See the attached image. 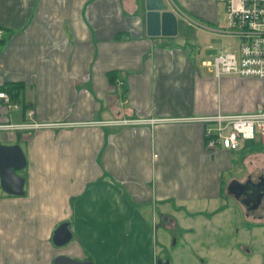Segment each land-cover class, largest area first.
<instances>
[{
  "label": "crops",
  "instance_id": "0c3cea01",
  "mask_svg": "<svg viewBox=\"0 0 264 264\" xmlns=\"http://www.w3.org/2000/svg\"><path fill=\"white\" fill-rule=\"evenodd\" d=\"M164 1L177 17L173 36L147 34L145 0H0V90L17 103L0 100V122H27L33 109L38 123H72L0 131V143L19 145L26 160L18 171L24 194L0 186V264H54L58 255L162 264L158 224L178 226L168 209L185 205L208 210L206 221L232 211L252 226L242 225V247L250 250L256 227L264 245V198L247 209L228 190L233 180L264 177V145L208 148L205 125L194 120L258 108L264 81L217 78L198 62L199 49L183 46L180 21L218 33L183 13L217 22L216 0ZM223 80L245 95L223 101ZM116 119L136 121L109 123ZM238 151L244 158L234 163L229 156ZM232 165L239 169L230 174ZM63 223L72 236L57 244ZM210 228L214 235L234 231L224 223Z\"/></svg>",
  "mask_w": 264,
  "mask_h": 264
},
{
  "label": "rangeland",
  "instance_id": "374dc122",
  "mask_svg": "<svg viewBox=\"0 0 264 264\" xmlns=\"http://www.w3.org/2000/svg\"><path fill=\"white\" fill-rule=\"evenodd\" d=\"M213 10L217 21L221 20L223 13L222 4L216 3L215 1ZM183 13L201 22L204 26L217 27V22L213 23V21H208L206 18L201 19L190 9L184 10ZM179 18L181 20L182 17L180 16ZM179 30L184 34L183 46L189 48L192 54L197 53L199 49V63L205 60H211L220 51L232 50L239 43V39L235 35L215 34L206 29L186 26L181 21ZM206 68L209 69V67ZM206 68L200 66L201 75L212 76ZM220 86L221 90L219 89L217 95L219 96L220 93L223 101L234 99L237 95L240 98L245 95L244 92L235 91V83L223 80ZM262 148L264 149V147ZM238 152L239 154L237 155L230 153L229 157L234 163H238L240 158H244V152ZM232 167L230 174L237 172L239 169L237 165H232ZM224 183L225 181H223ZM168 211L175 215L178 226L169 229L158 224V229L164 227V231L159 229L157 233L158 240L161 242L158 241V245L155 244L160 257H163L162 264H259L264 260V245L258 227L253 231L254 237L250 244V250H248V247L243 248L242 243H244L243 239L246 238L247 232L241 228L242 225L250 224L247 222L242 224L241 217L234 216L232 211H229V215H225L224 220L219 217H213L209 221L205 220L209 218L208 210L206 209L192 210L185 205L175 212L170 208ZM221 223L227 226L232 225L234 231L231 234L227 230L226 232L214 235L211 232L210 225H220ZM191 226H195L194 232L183 230L184 227L188 228ZM238 227L240 228L239 230L237 229ZM250 227L252 226L250 225ZM237 231L238 234H236Z\"/></svg>",
  "mask_w": 264,
  "mask_h": 264
},
{
  "label": "built area",
  "instance_id": "2783aa9c",
  "mask_svg": "<svg viewBox=\"0 0 264 264\" xmlns=\"http://www.w3.org/2000/svg\"><path fill=\"white\" fill-rule=\"evenodd\" d=\"M222 4L221 20L215 31L222 35H235L238 45L232 50L220 51L211 60L202 64L209 67L215 77L230 75L241 78H255L264 81V0H216ZM2 31L0 30V38ZM0 100L7 107H17L5 90H0ZM26 114L24 123L0 122L1 130L37 129L48 126H69L72 123L45 124L33 119L34 110ZM205 125V142L208 148L222 147L237 149L243 141L255 140L264 145V102L258 108L243 113L216 112L194 117ZM134 119H116L110 124H128ZM85 124H97L88 121Z\"/></svg>",
  "mask_w": 264,
  "mask_h": 264
},
{
  "label": "water",
  "instance_id": "95a60500",
  "mask_svg": "<svg viewBox=\"0 0 264 264\" xmlns=\"http://www.w3.org/2000/svg\"><path fill=\"white\" fill-rule=\"evenodd\" d=\"M145 24L148 35L173 36L177 33L178 21L176 15L168 10V5L164 0H145ZM26 165L24 154L19 145H5L0 143V186L8 194L23 195L24 178L18 174ZM258 184H253L255 188V198L264 195V177H260ZM235 183L244 186V189L235 187ZM254 188H250L253 192ZM229 194L233 197L245 196L248 200L247 186L240 184L237 180L230 182ZM262 191V192H261ZM243 194V196L241 195ZM255 200V199H254ZM250 201V200H249ZM246 206L250 202H243ZM254 208V207H253ZM251 209V208H249ZM72 234L65 223L58 225L54 232V242L63 244L71 238ZM161 261L158 259V264ZM168 263V260H167ZM54 264H94L91 260L78 261L64 255H58Z\"/></svg>",
  "mask_w": 264,
  "mask_h": 264
},
{
  "label": "flooded vegetation",
  "instance_id": "af4514ba",
  "mask_svg": "<svg viewBox=\"0 0 264 264\" xmlns=\"http://www.w3.org/2000/svg\"><path fill=\"white\" fill-rule=\"evenodd\" d=\"M240 184H245V186H247V194H248V197H249V200L245 197V196H243V194H241L243 197L241 198V197H238V200L241 202V203H243V202H245V201H248V202H250V204H247V206L245 205V207L247 208V209H249V208H251V209H253V207L254 208H257V207H259L261 204H262V199L264 198V195H261L260 196V198H255V188H254V183L255 184H258L259 183V181H251L250 179H247V180H245V181H243V182H241V181H238ZM235 187H237V188H240L241 189V191H242V189H244V186H241V185H238V184H236L235 183ZM254 188V197L252 196V194H253V192L251 191V189L250 188ZM262 192V191H261ZM235 198V197H234ZM237 199V198H236ZM255 199V200H254Z\"/></svg>",
  "mask_w": 264,
  "mask_h": 264
},
{
  "label": "trees",
  "instance_id": "16d2710c",
  "mask_svg": "<svg viewBox=\"0 0 264 264\" xmlns=\"http://www.w3.org/2000/svg\"><path fill=\"white\" fill-rule=\"evenodd\" d=\"M17 87H15V86H9L8 88H6V90H9V89H12V90H14V89H16ZM14 94V93H13Z\"/></svg>",
  "mask_w": 264,
  "mask_h": 264
}]
</instances>
